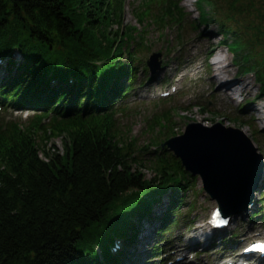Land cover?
Segmentation results:
<instances>
[{
    "label": "trees",
    "instance_id": "16d2710c",
    "mask_svg": "<svg viewBox=\"0 0 264 264\" xmlns=\"http://www.w3.org/2000/svg\"><path fill=\"white\" fill-rule=\"evenodd\" d=\"M157 1L135 9L139 22L184 20L179 0L154 11ZM203 4L204 25L220 31L238 72L264 93V0ZM123 10L124 0H0V107L33 114L24 126L0 124V264L163 263L197 179L161 142L142 160L119 130L121 106L148 72L145 43L126 41ZM38 137L60 138L64 152L41 149ZM148 225L160 240L138 255Z\"/></svg>",
    "mask_w": 264,
    "mask_h": 264
},
{
    "label": "rangeland",
    "instance_id": "374dc122",
    "mask_svg": "<svg viewBox=\"0 0 264 264\" xmlns=\"http://www.w3.org/2000/svg\"><path fill=\"white\" fill-rule=\"evenodd\" d=\"M146 1L148 0H124L121 21V28L131 36V40L126 41L128 43L130 41L138 44L145 43L146 50L151 53L149 56H147V53L146 56L143 55V64H140V67L145 65L148 72H141L142 70L139 72L133 91L124 101L125 104L121 106L124 112L117 116L119 130L126 143H130L132 140L136 141L131 150L136 153V156L139 155L142 160L145 158L149 160L153 157L147 156L143 150L148 149L151 141L161 142L162 145L176 139L178 141L186 136L188 126L198 128L202 135H207L211 130H216L220 134L218 128L232 129L244 133L252 141L261 158L259 162L264 166V114H260L254 109L255 107L259 109L262 107L264 110V93L255 77L249 74L242 75L238 72L233 46L225 45L222 41H219L222 36L220 31L213 25H204L205 16L202 9L208 11L209 8L206 5L200 6L203 0H179L180 4L178 6L186 15L184 20L182 19L181 22L177 20L179 25L162 26L166 21L162 24H152L151 19L145 22L138 21L135 15L137 10L135 9L139 6L146 9V4H143ZM173 1L177 2V0ZM164 2L165 0H158L153 10L161 8ZM202 25L204 28H202ZM193 26L196 27L193 28ZM113 29L116 30V28ZM215 33H219V36H216ZM121 37H124L122 33L119 39ZM180 39H184V42L178 43ZM179 45L181 46L178 47ZM154 54L158 56V60L151 63L153 69L156 68L155 72L151 73L147 63ZM216 60H220L222 63L227 61V68L232 69L230 71L232 78H230L233 81L241 80L244 85H249L251 91L249 90L248 93L238 95L233 99L227 93H224L226 100L221 99L219 83L214 81ZM21 62L19 61L17 65ZM3 74L4 70L0 76ZM241 104L245 108L240 112ZM165 115L170 117L164 120L165 123L148 125V122L152 119L161 118ZM30 117L31 114L29 113L12 114L10 111H0L1 124L14 121L16 124L24 126L29 123ZM246 119L253 122L251 124L254 128L247 129L246 125L243 126V120ZM47 139L38 137L37 140L41 149L45 147V149L59 154L64 152L63 141L60 138ZM169 153L175 152L171 149L165 151V154ZM145 154L146 156L143 158L142 156ZM41 157L43 158L42 153ZM143 174L147 178L151 177L149 171L143 172ZM209 187L203 185L202 178H199L194 188L195 193H190L185 198V206L180 208V225L174 229L168 238L169 243L164 246V250L168 251L170 257L167 264L180 259L172 254L176 246L180 245L184 249L187 236L201 228V224L206 227L211 212L219 208L218 202H224L221 198L222 191L216 189L214 195L207 190ZM263 194L264 179L259 192L257 191L254 194V204L252 206L250 204V207L246 205L241 206L245 208L232 210L239 211V215L237 217L232 216L231 221L234 220L235 227L231 225L230 229H233V231L229 230L222 234L226 235L224 238H235L233 241L238 240V244L252 240H264V212L262 215L259 211L264 210V202H261L264 201L261 199ZM190 203L192 210L188 211L186 205ZM228 211L232 212L226 210L227 215L229 214ZM163 212L164 210L159 211L157 216ZM253 214L255 217H252ZM149 238L151 239L150 243ZM222 239V236L218 235L210 243L213 248L208 249V251L219 253L221 258L238 251L239 245L235 246L233 250L229 248V242L224 246L221 243ZM158 240L160 239L156 237L153 229L151 234L149 231L146 232L139 246L141 252L138 255L142 254L144 256L149 245L153 246L154 242L158 243ZM201 243L196 244L195 251L197 253L202 250ZM193 244L194 240L191 241V246ZM193 254L189 252L186 259L189 261L191 259L189 255ZM198 262H201L200 258Z\"/></svg>",
    "mask_w": 264,
    "mask_h": 264
},
{
    "label": "water",
    "instance_id": "95a60500",
    "mask_svg": "<svg viewBox=\"0 0 264 264\" xmlns=\"http://www.w3.org/2000/svg\"><path fill=\"white\" fill-rule=\"evenodd\" d=\"M157 60L158 56L155 55L150 58V69L153 68L151 63ZM218 129L220 134L211 130L207 135H202L198 128L189 126L186 136L168 142L166 146L183 160L187 171L203 177L204 184L210 186V191L207 189L209 192L221 190V198L224 200L221 207L231 211L239 204L246 206L251 203L253 197L248 195L258 189L264 166L259 162L261 158L256 147L244 133ZM242 188L247 189V196L240 203L238 197Z\"/></svg>",
    "mask_w": 264,
    "mask_h": 264
},
{
    "label": "bare ground",
    "instance_id": "6f19581e",
    "mask_svg": "<svg viewBox=\"0 0 264 264\" xmlns=\"http://www.w3.org/2000/svg\"><path fill=\"white\" fill-rule=\"evenodd\" d=\"M215 79L214 81L219 83V87H220V98L226 100V97L224 95V93H227L232 99L238 95H243L248 93V91L250 90L249 85H244V83L241 80H236L233 81L232 76L230 75V70L229 68H227V66L223 67V63L220 60H216L215 63ZM231 77V78H230ZM251 91V90H250ZM253 109V108H252ZM257 112H260V114H264V110L262 109V107L259 109L258 107L254 108ZM254 110V111H255ZM255 111V112H256ZM263 121V120H262ZM241 194L238 197V200L244 198L247 195V189L246 188H242L241 189ZM250 204H248L249 206ZM235 212H230L229 214L232 215ZM237 214V213H236ZM234 220L231 221L229 227L226 230H220L217 231L219 234H224L226 232H228L230 229V226L233 225V227H235V225L233 224ZM201 228H199L198 230L190 233L187 236V241L185 240V247L183 251H180L179 249L175 250L176 253H179L181 255H183V253H185V251L187 252V254L189 252L194 253L192 247H191V241L194 240V244L192 246H196L197 243H201L200 246H202V249H206L208 247H210V243L212 242L211 239H209V235H208V231L205 227V225L202 226V224L200 225ZM149 233H151L149 231ZM182 264H190L189 261L186 259L183 260Z\"/></svg>",
    "mask_w": 264,
    "mask_h": 264
},
{
    "label": "snow or ice",
    "instance_id": "6c2138e0",
    "mask_svg": "<svg viewBox=\"0 0 264 264\" xmlns=\"http://www.w3.org/2000/svg\"><path fill=\"white\" fill-rule=\"evenodd\" d=\"M255 248L264 252V244H260V245H255Z\"/></svg>",
    "mask_w": 264,
    "mask_h": 264
}]
</instances>
